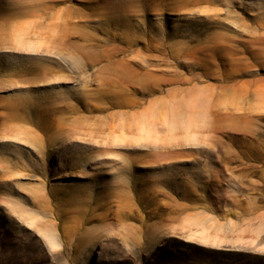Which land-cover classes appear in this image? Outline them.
Listing matches in <instances>:
<instances>
[{
    "label": "rangeland",
    "instance_id": "1",
    "mask_svg": "<svg viewBox=\"0 0 264 264\" xmlns=\"http://www.w3.org/2000/svg\"><path fill=\"white\" fill-rule=\"evenodd\" d=\"M0 264H264V0H0Z\"/></svg>",
    "mask_w": 264,
    "mask_h": 264
},
{
    "label": "bare ground",
    "instance_id": "2",
    "mask_svg": "<svg viewBox=\"0 0 264 264\" xmlns=\"http://www.w3.org/2000/svg\"><path fill=\"white\" fill-rule=\"evenodd\" d=\"M160 3V2H159ZM160 5V4H159ZM124 6L125 5H116V9H120V10H122L123 8H124ZM166 6V5H165ZM153 7V6H152ZM154 9V8H153ZM157 9V8H156ZM160 9V8H159ZM133 40V39H132ZM132 40H130V41H132ZM110 60V59H109Z\"/></svg>",
    "mask_w": 264,
    "mask_h": 264
}]
</instances>
